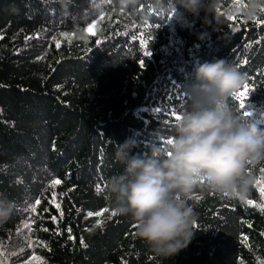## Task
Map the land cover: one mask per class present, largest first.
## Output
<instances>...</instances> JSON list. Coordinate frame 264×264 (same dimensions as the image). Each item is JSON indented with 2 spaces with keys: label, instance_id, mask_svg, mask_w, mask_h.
<instances>
[{
  "label": "trees",
  "instance_id": "trees-1",
  "mask_svg": "<svg viewBox=\"0 0 264 264\" xmlns=\"http://www.w3.org/2000/svg\"><path fill=\"white\" fill-rule=\"evenodd\" d=\"M95 3L0 0V193L17 205L0 223V264H34L33 256L44 264H264V212L246 203L264 202L256 184L264 160L248 167L254 183L243 200L197 183L186 201L195 237L169 260L137 238L130 216L110 215L107 190L124 169L116 144L135 141L133 154L169 147L170 113L181 115L184 86L204 62L225 59L244 74L245 108L233 96L227 104L264 127V25L234 0H220L222 22L210 25L203 12L177 23L160 10L168 0H139L127 11L105 0L99 13ZM255 18L264 21V12ZM93 24L95 35L85 31ZM37 200L35 212L25 210Z\"/></svg>",
  "mask_w": 264,
  "mask_h": 264
},
{
  "label": "clouds",
  "instance_id": "clouds-1",
  "mask_svg": "<svg viewBox=\"0 0 264 264\" xmlns=\"http://www.w3.org/2000/svg\"><path fill=\"white\" fill-rule=\"evenodd\" d=\"M105 0H96L97 13ZM139 0H115L118 9H134ZM161 6L162 0H156ZM220 0H168L160 10L177 23L189 17L210 25L222 22L217 13ZM264 0H247L243 15L252 20ZM236 9H228L231 16ZM211 18V19H210ZM184 86L186 105L174 125L169 147L152 146L146 153L133 154L135 141L116 144L115 159L123 172L108 180L116 214L130 216L136 236L156 257L169 260L185 250L195 237L196 215L186 203L199 181L218 194L243 200L254 183L249 166L264 160V127L241 119L227 104L245 83V76L231 62L217 59L204 62ZM170 153V155H169ZM15 201L0 193V223L16 211Z\"/></svg>",
  "mask_w": 264,
  "mask_h": 264
},
{
  "label": "snow or ice",
  "instance_id": "snow-or-ice-1",
  "mask_svg": "<svg viewBox=\"0 0 264 264\" xmlns=\"http://www.w3.org/2000/svg\"><path fill=\"white\" fill-rule=\"evenodd\" d=\"M234 3H235V6L237 7V9H239L241 7H247V4L242 3V0H234ZM260 11L261 12H264V7H262L260 9ZM228 19L229 20H235L236 17H234V16H228ZM253 20H254V22H255V24L257 26L264 25V21H262V20H258L256 18H253ZM95 27H96V25H94V24L93 25H89L85 29V31L88 32V33H90V34H92V35H95V31H94ZM233 30L234 31H239L240 29L239 28H234ZM141 43H142V46L145 48V53L144 54L147 55V56L150 55V52L147 50L148 40L141 38ZM243 63L246 64L247 61L244 60ZM141 66H143V62H141ZM249 92H250V88H249V86L247 84H245L243 86V88L239 92H236V93L233 94V97L235 98V100L239 101V108L240 109H244L245 108V98L248 96ZM156 111L159 112L161 110L158 108V109H156ZM170 115L175 118V121H178L179 119H181V116L179 114H177L176 112H171ZM242 115L246 117L248 115V113L247 112H242ZM165 142L167 144H171L172 143V141L170 139H167ZM169 155H170V153H169ZM260 171L261 172H264V168H261ZM59 183H60V181L57 179V180H55L53 182L52 186L54 187L55 185H57ZM256 184L260 185V187H259V193H260L261 200L264 201V183H262L260 180H257L256 181ZM96 191L97 192H100L101 189L99 187H97ZM225 195H227V194H225ZM197 199H199V197H197ZM39 203H40V201L37 200L35 202V205H28V207L25 210L26 211L35 212L36 206H38ZM246 203L248 205H252V206L258 207L262 212H264V202H262V203H256L252 199H248V200H246ZM57 207H59V205H57ZM106 211H108V209H104L101 212H97V213H95V215H97V216H103L104 212H106ZM87 215L88 216H92L93 213L92 212H89ZM110 215L111 216H115L116 215V212L115 211H112L110 213ZM96 223H97V226H101L102 223H103V221L98 220ZM262 235H264V233H262ZM243 240L246 243L247 240H248V237L247 236L243 237ZM32 259H33L34 264H44V262L42 260H40L38 257L33 256Z\"/></svg>",
  "mask_w": 264,
  "mask_h": 264
}]
</instances>
